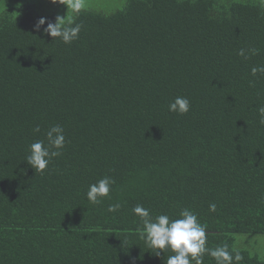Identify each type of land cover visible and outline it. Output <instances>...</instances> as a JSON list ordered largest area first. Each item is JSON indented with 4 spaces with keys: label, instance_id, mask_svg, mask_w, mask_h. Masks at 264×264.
Instances as JSON below:
<instances>
[{
    "label": "trees",
    "instance_id": "obj_1",
    "mask_svg": "<svg viewBox=\"0 0 264 264\" xmlns=\"http://www.w3.org/2000/svg\"><path fill=\"white\" fill-rule=\"evenodd\" d=\"M69 5L0 0V264H165L174 253L157 257L141 238L138 204L153 219L189 209L206 248L264 264L236 246L264 235V76L251 75L264 66L260 0H128L109 14ZM42 17L81 31L64 43L47 24L36 30ZM177 96L187 114L169 111ZM54 125L65 145L36 172L30 145H47ZM104 176L111 190L92 203Z\"/></svg>",
    "mask_w": 264,
    "mask_h": 264
},
{
    "label": "clouds",
    "instance_id": "obj_2",
    "mask_svg": "<svg viewBox=\"0 0 264 264\" xmlns=\"http://www.w3.org/2000/svg\"><path fill=\"white\" fill-rule=\"evenodd\" d=\"M56 3L57 0H52ZM264 6V0H260ZM71 9L79 12L82 8V0H70ZM68 7V6H67ZM65 18L57 17L55 23L48 22L45 18H40L36 24V30L39 31L45 24L46 34L51 37H59L64 43H70L78 37L81 31L79 24L73 25L71 22L64 23ZM248 53L256 55L258 50L250 48L247 51L241 49L239 55L248 58ZM264 76V66H255L251 69V75L257 77ZM250 84L252 81L249 82ZM170 112L180 115L187 114L190 111V101L183 96H177L169 105ZM260 117V124L264 125V106L257 109ZM39 132V127L34 129ZM64 130L59 125L50 127L46 132L47 145L43 140H37L29 148V155L26 162L35 169L36 172H43L50 161L61 155L59 151L65 145ZM114 181L104 176L96 183L89 186L86 193L87 199L92 203H97L98 198L108 196L111 185ZM120 208L119 204H113L108 207V211L115 213ZM209 210L216 211V205L210 204ZM133 214L141 218L143 231L141 238L145 240L147 246L157 250L155 255L161 256V253L170 251L173 255L166 256L165 264H203L202 254L207 253L215 259L216 264H239L243 259L239 252H230L228 245L217 246L216 248H206V228L198 222V217L189 209H183L179 213V218L170 219L168 215H157L154 219L151 217L148 209L142 205H137L132 209Z\"/></svg>",
    "mask_w": 264,
    "mask_h": 264
},
{
    "label": "rangeland",
    "instance_id": "obj_3",
    "mask_svg": "<svg viewBox=\"0 0 264 264\" xmlns=\"http://www.w3.org/2000/svg\"><path fill=\"white\" fill-rule=\"evenodd\" d=\"M70 2V0H62ZM128 0H82V7L94 8L104 13L117 12L124 7ZM236 246L247 249L260 256L264 261V235H237Z\"/></svg>",
    "mask_w": 264,
    "mask_h": 264
}]
</instances>
